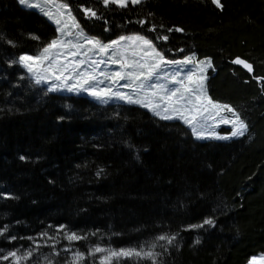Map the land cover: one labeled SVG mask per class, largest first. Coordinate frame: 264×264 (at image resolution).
<instances>
[{"label":"trees","instance_id":"1","mask_svg":"<svg viewBox=\"0 0 264 264\" xmlns=\"http://www.w3.org/2000/svg\"><path fill=\"white\" fill-rule=\"evenodd\" d=\"M57 1L103 42L139 34L168 60L210 58V98L231 106L248 130L199 140L183 122L139 105L50 91L18 61L56 37L55 25L19 0H0V256L32 250L19 264H73L80 252L77 264H101L105 253L89 255L97 246L155 243L156 264H248L264 252V0ZM237 57L254 72L234 65ZM209 218L214 225L188 227ZM64 232L85 239L69 242ZM161 235L176 239L169 245Z\"/></svg>","mask_w":264,"mask_h":264},{"label":"snow or ice","instance_id":"2","mask_svg":"<svg viewBox=\"0 0 264 264\" xmlns=\"http://www.w3.org/2000/svg\"><path fill=\"white\" fill-rule=\"evenodd\" d=\"M19 2L23 5H27L29 7L39 8L44 15L48 16L49 19L53 20L58 26L57 31L60 32L63 36H73L74 33L68 31L69 25L67 23L61 24V20L57 19L55 15L50 11H45V9L41 6L40 3L31 2V0H19ZM105 7L109 4H115L119 7H127L129 2L133 5L139 4L142 0H102ZM45 4L52 3V0H44ZM212 3L216 4L217 7H222L220 0H212ZM59 9L68 10L69 6L67 4L58 5ZM84 12L86 14H90L91 17H96V11L91 8H85ZM63 15V13H60ZM68 16L71 18V27L77 29L78 31L75 33L77 40H83L84 43L77 44L73 43L71 39L65 40L61 38H57L51 41L43 50L38 53L36 56H25L22 55L19 57V63H21L25 68H27L29 73L33 75H37L39 69L34 67V64L38 63L40 65H44L47 62V67L43 68L44 72H48L50 69H55V72H59L60 75H55V79L63 81L64 86H67V81L72 77L71 75L65 76L64 72L69 71V64H58V58L62 54V50L65 48L74 49L69 52L73 58L83 54L84 56H88L89 52L93 50H98L99 53L107 55L110 49H114V46H118L123 41H130L133 44L139 42L143 47L141 51L143 52L142 56L139 58H134L131 63H129L123 56H121L120 60L111 59L113 64L121 63L122 71H118L114 74V77H107L108 79L113 80V82H118L119 80H129L131 83L124 84L123 87H132L133 84L136 85V88L143 90L147 87L150 97L145 99H133L132 96L123 92H113L111 88L109 89H100L97 90L93 87V83H102V81H97L95 72L96 67L99 66V63H103V61L97 62L96 60H89L88 62L95 66L92 71H80V67L85 63V60H73L70 62L74 67L72 71H75L77 82L73 83L71 86H68L69 91H79L81 89L85 91H89L91 95L96 96L97 98L104 97H116L121 100H126L129 103H140L144 107H148L150 110L154 111V113L158 116H161L162 119H182L186 124L192 127V131L197 135V138H202V134L198 133L197 128L194 125V122L197 121V115L189 116L185 115V112H194L197 113L202 119H215V116L211 115L209 105L211 109L218 110L216 112V116H219L220 111L226 110L229 113H232L234 119L229 120L228 118L222 117L221 119L225 123H231L233 125V130L231 132L232 136H243L247 131V124L240 118L239 114L235 112V110L228 105H221L219 103L213 102L210 98L206 97V89L204 87L203 81L206 79L204 76L205 67H211V61H199L195 62L194 57H186L182 61L177 60H166L163 54L160 51H157L155 45L152 40L145 38L141 35L134 36H121L118 40L111 41L110 44H104L100 40L92 37H86L83 33V30L80 29V25L76 22L75 17L71 16V11L68 10ZM143 23V22H142ZM154 31L155 29H150ZM171 31V29H169ZM176 31H183L182 29L177 28ZM36 38V37H34ZM158 39L167 40V36L158 37ZM85 44L91 45L92 47L81 53L79 50L84 49ZM53 50L55 53H53ZM115 54V53H114ZM31 62V63H30ZM233 63L243 65L248 69L249 72L252 71V65L248 64L246 61L236 58ZM195 64L194 69H189V72L183 78H178L179 70L174 72L170 77H164L163 82H161L162 78L160 76V72L167 65H191ZM125 69H129L128 71H124ZM199 73V75H197ZM55 74V73H54ZM103 75V73H101ZM44 76H38L36 79V83H41L44 80ZM82 79V83L80 82ZM138 82V83H137ZM145 82H148L147 85ZM171 83L174 87L169 88L167 85ZM88 85L89 87H85ZM136 88L133 90L136 91ZM55 90V88L53 89ZM202 97L206 99V104L203 102ZM205 113H209L207 117H205ZM220 139H226L228 137H217ZM204 225H214L213 219H205L202 224L199 225H190L189 229L200 228ZM7 231V226H4L3 229H0V235H3L4 232ZM59 231H63V226ZM47 233H43L42 236H47ZM65 239L69 242L85 239V237L77 235L72 232H64ZM11 240H15L16 237H10ZM48 239H54V237H48ZM176 239L175 235L167 236L161 235L157 237L158 241H166L167 244L171 245ZM199 243V240L196 241ZM39 247V245H37ZM157 247L155 243L151 244L147 250L143 247L140 249H104L99 246L90 250L89 255H95L97 253H105L102 256L101 264H111L112 258H121V257H140L144 259L152 260L153 264H156L155 257L159 255L154 251ZM67 250V249H66ZM18 251V250H17ZM17 251L9 252L7 255L0 256L2 260H9L10 257L14 258L12 264H19L21 259H28L33 255V251L29 250L26 252L24 256H17ZM83 253L76 252L73 258V264H77L78 258H83ZM255 259V258H253ZM261 259H264L262 257Z\"/></svg>","mask_w":264,"mask_h":264},{"label":"rangeland","instance_id":"3","mask_svg":"<svg viewBox=\"0 0 264 264\" xmlns=\"http://www.w3.org/2000/svg\"><path fill=\"white\" fill-rule=\"evenodd\" d=\"M31 2L40 3L41 6L45 9V11L50 10L55 15V17L57 19L61 20V24L62 25L65 24V23H67L69 25L68 31H71V32L74 33L73 36L69 37V36H63L60 32L57 31L56 37H54L52 40L57 39L59 37L61 39H65V40L71 39L73 41V43H77V44L84 43L83 40H77L76 39L75 33L78 30L71 27L72 21H71V18L67 14L68 10L71 11V9L70 8L68 10L59 9V11H58V5L62 4L63 2H59L57 0H52V3H50V4H45L44 0H31ZM63 4H65V3H63ZM23 6L27 7V8H30V9H34V10H36V11H38V12H40V13H42L44 15V12H42L39 8L29 7L27 5H23ZM61 12L63 13V15L60 14ZM71 16L74 17L72 11H71ZM46 17L49 19L48 16H46ZM49 20L55 25L56 30L58 29V27H60L56 23H54L53 20H51V19H49ZM76 22H77V20H76ZM80 29H82L81 26H80ZM83 33H84V35L86 37H92V36L88 35L84 30H83ZM134 35H139V34H127V35H122V36H126L127 37V36H134ZM119 37H121V36H119ZM119 37H117V38H115L113 40H118ZM92 38H95V37H92ZM145 38H147V37H145ZM96 39H98V38H96ZM98 40H100V39H98ZM113 40H111V41H113ZM51 41L49 43H51ZM111 41H109V42L101 41V42L104 43V44H110ZM90 47H92V46L85 44L84 49H80L79 51L81 53H83V51L87 50ZM142 47L143 46L140 45L139 42H136L135 44H133L130 41H123L118 46H114V49H110L107 55L99 53L98 50H93L92 52L88 53L87 57L84 56L83 54H81V55H79V56H77L75 58H73L71 55H69V52L74 50V49H71V48L63 49L62 50V54L58 58V64H69V71L63 73V75H65V76L71 75V77H72L70 80L67 81V86H64L62 79L61 80L55 79V75H60L59 72H55V69H50L48 72H44L43 71V68L47 67V62H45L44 65H40L38 63L34 64V67L39 69L38 73H37V75H33L32 73H29V74L35 80L38 78V76H44L45 79L42 80L41 83H39V84L47 86V88L50 91H52V92H61V93H68V94L86 95V96L90 97L91 99H93V100H95V101H97L99 103H103V104L125 103V104H133V105H139L141 107H144L140 103H129L126 100H121V99H118L116 97L97 98L96 96L91 95L89 91H85L83 89H81L79 91H69L68 90V86H71L73 83L77 82L76 73H75V71H72V68L74 67V65H72L70 62H72L74 59L75 60H85V63L80 67L79 70L80 71H89V72H91L93 67H95V66L91 65L88 62L91 59V60H96L97 62L103 61V63H99V66L96 67L95 72L93 73L94 75H96L97 81H102V83H96V82L93 83L92 86L95 87L97 90H100V89H105L106 90V89L111 88V90L113 92L119 91V92L127 93L128 95L132 96L133 99H142L143 100L146 97L147 98H151L147 87H145L143 90H140V89L136 88L135 84H133L132 87H123L124 84L131 83V81L126 79V80H119L118 82L114 83L113 80L107 78V77H114V74L116 72L122 71L121 63H123V61H121L120 63L113 64L111 62V59L120 60L121 56H123L129 63H131L133 58H134V54H135V58H139V56L143 55V52L141 51ZM55 51H57V50H53V53H55ZM157 51H159V50L157 49ZM40 52H38V53H40ZM38 53H36V54L24 53L22 55H25V56H36ZM190 56L194 57L195 62L210 60L211 61V65H212V60L210 58L199 59V58H197V56L195 54H189V55H187V56H185V57H183L181 59H178L177 61H182L186 57H190ZM165 59L168 60L167 58H165ZM194 68H195V64H191V65H167L160 72V76L162 78L161 82H163V78L164 77H170L174 72H177V70H179L178 78H183L184 76H186L188 74L189 69H194ZM209 68L210 67H205L204 76L206 77V79L203 81L204 87L206 89V97L207 98H210L209 93H208V89H207V79H208V70H209ZM25 69L27 70V68H25ZM128 70L129 69H125L124 71H128ZM98 71H101L103 73V75L102 74L101 75L97 74ZM197 75H199V73ZM80 82L82 83V79H81ZM147 83L148 82H145L146 85H147ZM167 86L169 88L174 87V85H172L171 83H168ZM85 87H89V86L85 85ZM54 88H55V90H53ZM134 88H136V91L133 90ZM202 100L206 104L207 101H206V99H204V97H202ZM213 102H215V101H213ZM215 103H218V102H215ZM219 104L225 105V104H222V103H219ZM208 107L210 109L211 115L215 116V119H202L197 113L185 112V115L189 116V118L192 115H197V121L194 122V125L197 128L198 133L202 134V138H197V135L194 134L197 139H199V140L214 139V140H226V141H229V140L241 137V136H232L231 132L233 130V125L231 123H225L221 119L222 117L228 118L229 120L234 119V117L232 116V113H229L226 110H224V111H220L219 112V116H216V112L218 110L211 109L210 105ZM144 108L150 110L148 107H144ZM150 111L155 116L161 118V116L156 115L154 113V111H152V110H150ZM208 115H209V113H205V117H207ZM165 120H179V121L183 122L184 124H186L182 119H178V118L165 119ZM242 120L246 123V121L244 119H242ZM186 125L189 126L188 124H186ZM190 129L192 130V127H190ZM247 130H248V126H247ZM217 137H228V138L220 139V138H217ZM262 257H264V252L259 253V254L255 255V256H252L250 258L248 264H264V259H261ZM253 258H255V259H253Z\"/></svg>","mask_w":264,"mask_h":264},{"label":"water","instance_id":"4","mask_svg":"<svg viewBox=\"0 0 264 264\" xmlns=\"http://www.w3.org/2000/svg\"><path fill=\"white\" fill-rule=\"evenodd\" d=\"M237 58H240V59L246 61L248 64H251V65H252V63H250L249 61H247V60H245V59H243V58H241V57H237ZM235 59H236V58H235ZM235 59H234V60H235ZM234 60H233V61H234ZM232 63H233V62H232ZM233 64L236 65V66H239V67L243 68V69L246 70V71H248V69L245 68L243 65L235 64V63H233ZM248 72H249V71H248ZM253 72H254V68H253V65H252V71L249 72V73H253Z\"/></svg>","mask_w":264,"mask_h":264},{"label":"built area","instance_id":"5","mask_svg":"<svg viewBox=\"0 0 264 264\" xmlns=\"http://www.w3.org/2000/svg\"><path fill=\"white\" fill-rule=\"evenodd\" d=\"M89 66H90V65H89ZM101 73H102L101 71H98V73H97V74L101 75Z\"/></svg>","mask_w":264,"mask_h":264}]
</instances>
